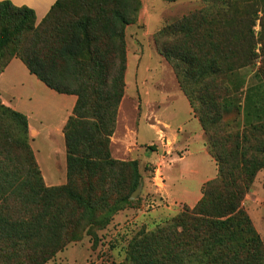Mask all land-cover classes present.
Segmentation results:
<instances>
[{"label": "trees", "instance_id": "16d2710c", "mask_svg": "<svg viewBox=\"0 0 264 264\" xmlns=\"http://www.w3.org/2000/svg\"><path fill=\"white\" fill-rule=\"evenodd\" d=\"M140 7L139 0H57L38 26H49L57 12L64 11L68 19L58 21L55 29L58 34L66 32L61 44L48 54L33 50L24 57L14 56L0 70L1 74L13 58H19L47 87L77 97L64 128L67 184L60 187L44 184L30 145L27 117L0 104V119L12 125L0 149V264H48L81 238L83 226L95 248L98 236L93 228L105 229L122 210L121 203L109 204L101 193L107 182L103 172L126 164L113 161L109 147L126 86L125 28L135 21ZM191 20L196 19L177 25L187 37H193L195 29ZM0 21L6 24L0 49L18 33L38 29L35 12L10 1H0ZM208 33L198 40L205 41ZM207 44L197 47L217 45L211 40ZM252 48L249 43L247 50ZM175 51L177 55L166 47L160 54L170 63L194 65L189 52ZM205 65L220 83L217 90L205 89L195 97L183 83L180 88L200 121L219 175L204 185L195 207H184L155 230H142L132 238L126 257L131 264H264L263 242L242 206L258 172L264 171V100L254 99L258 92L264 95V76L257 74L260 84L244 92L230 87L241 68L229 65L223 71L212 60ZM179 68L174 63L176 72ZM186 69L192 77L207 73L202 63ZM231 113L243 118L239 128L232 129H237L235 133L225 131L231 127L225 121ZM232 137L234 145L229 142ZM127 165L134 192L139 188L138 162ZM99 173V181L93 180Z\"/></svg>", "mask_w": 264, "mask_h": 264}, {"label": "rangeland", "instance_id": "374dc122", "mask_svg": "<svg viewBox=\"0 0 264 264\" xmlns=\"http://www.w3.org/2000/svg\"><path fill=\"white\" fill-rule=\"evenodd\" d=\"M139 1L141 7L135 17V21L125 28L127 58L128 52L131 59H138L143 54L144 56L149 53L155 55L156 52L161 55V50L166 47L176 55L175 49L178 48L189 52L192 55L191 59H194L193 66L176 60L170 63L161 56L172 69L178 85L182 87L183 83L191 93H196L195 97L199 91L201 92L205 89L217 90L220 87L219 81L214 80L215 74L212 75L210 70H207L206 60L217 61V66L223 71L229 65L235 70L241 68L230 82V87L235 90L243 88L245 92L248 86L260 84L262 79L260 77L257 78L256 75L260 74L261 78L262 74L264 76V0ZM192 17L196 20H191L189 24L195 29L193 37H187L184 33L177 30L179 27L177 25L184 23L186 19L189 21ZM202 18H205V20ZM64 19L67 20L68 15L64 11L59 10L55 21H51L49 26L39 27V24H37L38 29L36 31H23L13 36L8 44L1 48L2 50L0 49V70L14 56L24 57L33 50H37L41 54H48L52 49H56L61 44L62 37L66 34V32L58 34L55 30L56 25L58 21ZM5 26V22L0 21V35ZM13 29L11 27L10 32ZM207 33V39L199 41ZM208 40L216 42L217 45L211 48L207 46L197 47L198 44L205 43L208 45ZM249 43L253 46L252 51L247 50ZM200 49L202 52H200ZM249 58L253 59V64L246 65L249 62ZM174 63L180 65L177 72L174 70ZM199 63L204 65L205 71L207 70L206 75L198 77L188 75V70L186 69L188 65L194 70ZM243 65L246 66L242 68ZM129 66L130 75H133V65L130 63ZM178 72L179 78L177 77ZM127 81L132 91L130 76H127ZM125 93L126 86L124 96ZM254 99H257V101L260 99L264 100V95L258 92ZM243 100L244 94L241 100L242 104ZM196 105L198 106L197 103ZM0 120H2L0 121L1 149V144L7 140L6 134L9 129H12V125L7 119ZM225 121L231 125V127H225V131L235 133L243 118L242 115H237L236 117L234 113H231L226 115ZM117 122L118 115L115 130ZM233 128L237 129L232 130ZM229 142L231 145L235 144L233 137ZM34 146H37V143ZM47 146H49L48 143H39L38 150L40 154H45ZM109 150L113 161L126 164H124L125 166L108 167L103 172L104 175L106 174L107 182H103L104 190L101 194L106 197L109 204H113L116 201L117 204L121 203L122 210L112 216L109 225L105 229H99L98 226L93 228V232L98 236V245L95 248L92 246L93 240L91 236L87 234V226H83L84 228L80 232L81 238L78 241L69 243L48 264H131L126 257L129 242L135 235L142 230H155L158 225L180 214L184 207L193 208L197 205L190 207L177 202L169 204L162 200L159 194V191L163 188L161 181L154 173L153 164L141 162L144 156L141 157V161L137 160L140 172L139 188L137 189L139 191L133 199H130L136 191H130L133 173L127 163L132 160L114 157L111 151V142ZM149 150L147 149L148 152ZM150 151L152 152V148ZM35 162L46 187H60L67 184L66 168L63 169L62 173L56 175L57 178L60 176L58 180L54 184L49 185L46 182L47 176L41 171L36 158ZM217 167L219 168L218 164ZM100 175V173L95 175L93 180L99 181ZM82 186L83 184L81 183L80 188H83ZM125 199L129 201V204L124 203ZM242 206L249 215L264 245V171L258 172L250 190L245 195Z\"/></svg>", "mask_w": 264, "mask_h": 264}, {"label": "crops", "instance_id": "0c3cea01", "mask_svg": "<svg viewBox=\"0 0 264 264\" xmlns=\"http://www.w3.org/2000/svg\"><path fill=\"white\" fill-rule=\"evenodd\" d=\"M0 1L32 9L39 24L57 0ZM146 56L131 59L128 52L126 93L111 138L112 155L132 161H141L144 156L141 162L153 164L154 173L160 168V198L169 204L193 207L203 197L204 185L217 178V163L172 69L157 52ZM130 63L133 75L129 72ZM127 76L132 80V91ZM0 99L27 117L37 163L47 176L46 182L54 184L60 177L56 175L67 169L64 128L77 97L50 89L19 58H13L0 74ZM39 141L49 145L43 155L38 150Z\"/></svg>", "mask_w": 264, "mask_h": 264}, {"label": "built area", "instance_id": "2783aa9c", "mask_svg": "<svg viewBox=\"0 0 264 264\" xmlns=\"http://www.w3.org/2000/svg\"><path fill=\"white\" fill-rule=\"evenodd\" d=\"M155 173H156V176L159 177L160 181L163 182L162 174L160 173V168H157L156 171H155Z\"/></svg>", "mask_w": 264, "mask_h": 264}, {"label": "water", "instance_id": "95a60500", "mask_svg": "<svg viewBox=\"0 0 264 264\" xmlns=\"http://www.w3.org/2000/svg\"><path fill=\"white\" fill-rule=\"evenodd\" d=\"M138 191H139V190H136V191L132 194V196L130 197V199H133V198L136 196V194H137Z\"/></svg>", "mask_w": 264, "mask_h": 264}]
</instances>
